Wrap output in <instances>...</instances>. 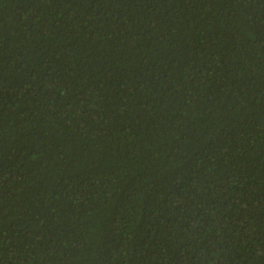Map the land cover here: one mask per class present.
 <instances>
[{"label": "trees", "instance_id": "1", "mask_svg": "<svg viewBox=\"0 0 264 264\" xmlns=\"http://www.w3.org/2000/svg\"><path fill=\"white\" fill-rule=\"evenodd\" d=\"M0 264H264V0H0Z\"/></svg>", "mask_w": 264, "mask_h": 264}]
</instances>
